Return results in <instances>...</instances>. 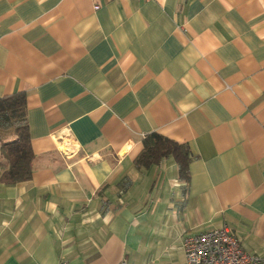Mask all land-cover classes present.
Here are the masks:
<instances>
[{
	"label": "crops",
	"instance_id": "crops-1",
	"mask_svg": "<svg viewBox=\"0 0 264 264\" xmlns=\"http://www.w3.org/2000/svg\"><path fill=\"white\" fill-rule=\"evenodd\" d=\"M17 93L34 158L0 184V264H187L223 227L264 264V0H0ZM151 133L189 148L188 184L134 168Z\"/></svg>",
	"mask_w": 264,
	"mask_h": 264
},
{
	"label": "trees",
	"instance_id": "trees-1",
	"mask_svg": "<svg viewBox=\"0 0 264 264\" xmlns=\"http://www.w3.org/2000/svg\"><path fill=\"white\" fill-rule=\"evenodd\" d=\"M26 99L24 93H17L0 99V130H11L15 139L3 142L0 139V154L6 162V170L0 174V184L17 185L28 182L32 173L33 152L31 150L27 125L24 123ZM142 151L133 165L137 171L160 165L173 159L177 166L179 180L189 182L188 166L191 161L189 148L157 133H151L142 141Z\"/></svg>",
	"mask_w": 264,
	"mask_h": 264
},
{
	"label": "built area",
	"instance_id": "built-area-1",
	"mask_svg": "<svg viewBox=\"0 0 264 264\" xmlns=\"http://www.w3.org/2000/svg\"><path fill=\"white\" fill-rule=\"evenodd\" d=\"M183 252L187 264H261L241 248L227 227L185 238Z\"/></svg>",
	"mask_w": 264,
	"mask_h": 264
},
{
	"label": "rangeland",
	"instance_id": "rangeland-1",
	"mask_svg": "<svg viewBox=\"0 0 264 264\" xmlns=\"http://www.w3.org/2000/svg\"><path fill=\"white\" fill-rule=\"evenodd\" d=\"M11 130H13V128L11 127V128H8V129H6V130H0V132H1V134H2V132L4 133V132H11Z\"/></svg>",
	"mask_w": 264,
	"mask_h": 264
}]
</instances>
